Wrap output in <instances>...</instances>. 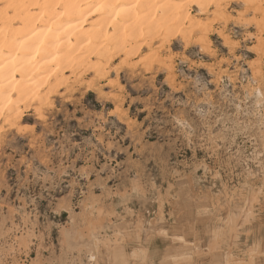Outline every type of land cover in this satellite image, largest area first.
Listing matches in <instances>:
<instances>
[{"label": "clouds", "instance_id": "9594fccd", "mask_svg": "<svg viewBox=\"0 0 264 264\" xmlns=\"http://www.w3.org/2000/svg\"><path fill=\"white\" fill-rule=\"evenodd\" d=\"M0 264H264V0H0Z\"/></svg>", "mask_w": 264, "mask_h": 264}]
</instances>
